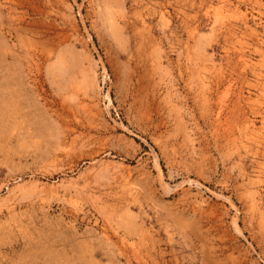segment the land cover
<instances>
[{
	"label": "rangeland",
	"instance_id": "374dc122",
	"mask_svg": "<svg viewBox=\"0 0 264 264\" xmlns=\"http://www.w3.org/2000/svg\"><path fill=\"white\" fill-rule=\"evenodd\" d=\"M0 264H264V0H0Z\"/></svg>",
	"mask_w": 264,
	"mask_h": 264
},
{
	"label": "bare ground",
	"instance_id": "6f19581e",
	"mask_svg": "<svg viewBox=\"0 0 264 264\" xmlns=\"http://www.w3.org/2000/svg\"><path fill=\"white\" fill-rule=\"evenodd\" d=\"M71 98V97H70ZM59 99V98H58ZM195 100V99H194ZM84 104V103H83ZM68 105V104H67ZM85 105V104H84ZM83 105V106H84ZM69 106V105H68ZM82 106V105H81ZM86 106V105H85ZM51 107V106H50ZM67 108V107H66ZM56 109H58V108H56ZM56 109L55 110H53V111H56ZM65 109V108H64ZM70 109H71V107H70ZM59 111V110H58ZM69 111V110H68ZM56 113V112H55ZM64 114V113H63Z\"/></svg>",
	"mask_w": 264,
	"mask_h": 264
}]
</instances>
